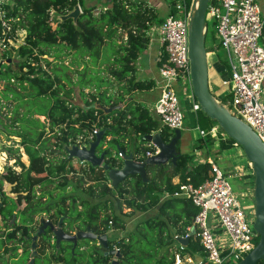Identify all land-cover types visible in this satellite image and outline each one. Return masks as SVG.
Wrapping results in <instances>:
<instances>
[{
  "label": "trees",
  "instance_id": "obj_1",
  "mask_svg": "<svg viewBox=\"0 0 264 264\" xmlns=\"http://www.w3.org/2000/svg\"><path fill=\"white\" fill-rule=\"evenodd\" d=\"M87 1L15 0L6 7L12 35L17 30H24L25 40L15 58L9 52L0 53V90L5 99L18 101L11 111L10 102L2 107L10 113L14 112L16 117L9 125L12 114L9 117V113L0 112V126L7 134L21 138L30 158V166L23 167L20 175L5 178L16 186L20 194H28L34 186H39L40 193L34 199L35 203H30L25 210L38 212L55 208L58 214L68 215L67 222L71 229L74 225L80 228L89 225L99 233H106L111 228L123 230L124 235L110 242V248L119 249V264H175L177 242L174 234L188 232L199 208L191 199L175 197L174 194L183 183L200 186L213 178L211 164L194 165L190 155L180 154L175 163L148 165L147 182L139 175L129 176L115 188L103 167H94L89 163L77 166L67 156L66 146L80 145L78 137L87 138L96 129L105 130L98 152H107L105 162L111 167L122 166V160L112 157L114 151L121 149L122 153L132 152L136 160L145 161L146 153L154 150L146 139L148 135L158 131L166 142L175 136L174 130L160 126L159 119L133 96L156 88L153 79H138L137 62L142 52L150 46V30L164 21L158 9L146 1L106 0L107 7L97 13L98 5L88 6ZM77 4L82 9L78 19L79 30L71 19L63 22L55 20V14H67ZM209 34L215 38V24L212 28L209 26ZM109 43L113 49L109 56H104ZM52 49H56L54 56L59 64L55 65L49 60L48 51ZM62 50L70 58L68 63L65 58L59 60ZM166 57L162 48L159 66ZM43 60L51 73L44 71ZM221 63L227 67L224 62ZM58 66L61 69H56ZM33 73L38 76H31ZM76 91L87 105H121L122 108L109 114L97 108L85 110L71 101ZM48 94L53 100L45 110H32L25 116L19 115L20 108L25 107L27 102L41 100ZM30 115L37 120L38 126L32 124L28 118ZM203 115L211 123L210 128L218 125L204 112ZM40 116L50 121L54 133L51 137L45 135V124L39 119ZM52 139L55 141L52 142ZM209 140L218 141L221 149L237 145L228 136L217 139L208 136ZM105 146L106 149H103ZM175 178L179 180L174 182ZM250 178L254 187L253 172ZM2 184L3 181L0 186ZM52 184L58 190H67L71 186L75 193L55 197L54 191L45 189ZM79 190L87 197L80 196ZM47 196L50 200L45 203L42 199ZM67 201L70 203L65 208ZM116 206L125 217L148 211H152L153 215L138 221L131 230L126 231V220L116 214ZM23 220L26 222L25 216ZM16 232L10 233L7 239L15 238ZM24 235L30 239L27 231ZM2 236L0 233V247L3 246ZM42 238L46 239L47 236L43 235ZM25 240L23 242H27ZM182 253L205 256L196 236L189 239ZM56 257L61 261L67 259L58 258L57 254ZM113 258L93 247L87 254V264H110ZM80 260L82 257L78 254L71 261L66 260V263L77 264ZM258 264H264V261Z\"/></svg>",
  "mask_w": 264,
  "mask_h": 264
},
{
  "label": "built area",
  "instance_id": "obj_2",
  "mask_svg": "<svg viewBox=\"0 0 264 264\" xmlns=\"http://www.w3.org/2000/svg\"><path fill=\"white\" fill-rule=\"evenodd\" d=\"M14 1L0 0V53L9 52L12 58L16 56L17 50L25 40L24 30H17L16 34L12 35L8 21L6 7ZM169 1V15L163 23L150 30L151 41L152 34L156 33L157 40L167 54L165 61L159 66L161 79L158 85L161 92L152 111L159 119L160 126L175 130L184 127L181 91L186 92L191 87L188 27L191 4L189 0ZM208 15L215 24L216 36L226 50L229 62L226 67L227 78L223 80V84L232 86V100L225 104L233 114L250 125L264 142V45L261 44L264 20L261 6L257 0H210ZM209 53L217 54L216 46L209 50ZM176 83L181 91L175 88ZM191 96H194L193 93ZM193 103L194 110L199 111L200 105L196 99ZM42 122L45 124V135L51 137L54 133L51 131L50 121L43 116ZM98 133L96 129L87 138L79 136L78 146H89ZM200 133L203 137L227 136L219 125H214L209 130L200 129ZM2 136L0 133V177L3 178L6 172L18 174L23 167L28 168L30 158L19 136L10 135L8 139H3ZM54 141L52 139V142ZM151 145L154 150L148 151L146 158L160 150L156 145ZM105 148L106 146L103 147ZM112 157L121 159L123 153L115 152ZM209 163L213 178L200 186L183 183L174 194L175 197L191 199L199 208L188 232L183 235L174 234L177 242L174 249L175 264H229L233 259L240 261L244 258L258 242H254V236H259L253 227L254 207L244 203L231 181L240 174L226 172L212 160ZM85 164V161H80V165ZM193 227L196 228V234L191 236ZM221 232L226 233L229 238L226 246H219L214 236V233ZM195 236L202 245L205 256L198 253H182L187 245L182 244L180 240Z\"/></svg>",
  "mask_w": 264,
  "mask_h": 264
},
{
  "label": "water",
  "instance_id": "obj_3",
  "mask_svg": "<svg viewBox=\"0 0 264 264\" xmlns=\"http://www.w3.org/2000/svg\"><path fill=\"white\" fill-rule=\"evenodd\" d=\"M210 0H192L190 14L188 18L189 27V58H190V82L192 93L200 105V109L212 120H215L227 136L234 139L237 145L243 148L244 154L251 164L254 174V191H253V207H254V223L253 227L259 234V240L256 246L248 252L237 264H258L264 261V142L254 129L245 123L237 115L233 114L230 108L219 98H217L210 87V57L207 47V36L209 31V23L207 19V10ZM82 14V9L77 4L67 14H55V20L65 21L71 19L73 24L79 30L78 19ZM11 62V60H9ZM73 105L81 107L85 110L102 109L104 114H109L114 110H120L121 105L103 106L101 104L87 105L78 91L75 92V98L71 100ZM175 136L166 142L159 132L148 135L146 139L156 145L160 150L157 154L147 157L145 161L135 159L134 153H123L122 166L111 167L105 162L106 151L98 153V149L102 144L105 130L99 131L96 138L89 146L80 147L76 144L66 146L65 150L69 159L77 158L80 161L90 163L92 166L103 167L107 173L113 187H117L129 176L139 175L144 182L148 181L147 166L148 165H164L168 162L175 163L180 155L178 143L182 137V130L175 129ZM121 151V149H119ZM12 186L7 187L6 194L12 198ZM0 196L4 199V195L0 190ZM210 197H207L209 199ZM1 204V202H0ZM62 221L59 222L58 229L54 230L57 238V244L62 241H77L78 239H95L99 238L107 247V235L98 237L88 228L86 231H78L76 234H67L62 229ZM51 224H44L38 234H42L44 229ZM196 234V228L193 227L190 235ZM37 236L34 238V241ZM184 245H188L189 239L180 240ZM33 256L36 255L35 244L33 245ZM111 255L119 257V252L113 250ZM111 264H119L118 259H114Z\"/></svg>",
  "mask_w": 264,
  "mask_h": 264
},
{
  "label": "flooded vegetation",
  "instance_id": "obj_4",
  "mask_svg": "<svg viewBox=\"0 0 264 264\" xmlns=\"http://www.w3.org/2000/svg\"><path fill=\"white\" fill-rule=\"evenodd\" d=\"M23 169L17 173L6 172L3 178L0 179V182L3 181L2 186H0V190L4 195V199L0 196V233L2 236V244L0 247V264H67L66 262L71 261L73 256L80 255L82 260L77 264H87V254L90 248L96 247L101 251H105L106 254H110L111 251L116 250L119 252L117 247L110 248V242L118 239L112 232H114V228H111L106 233H99L95 228L87 225L85 228H80L74 225V228L71 229L68 226L67 216L66 214H58L57 209H51L50 211H38L34 212L33 210H25L30 203H35L34 199L39 196V194L34 191H37L39 186H34L28 195L20 194L17 191L15 185L8 182L6 180V176L8 175H20ZM12 186L11 194H14L15 197L12 198L7 196L6 190L7 187ZM71 188V186H69ZM40 193V192H39ZM29 197V200L26 204L21 202L20 198ZM50 200L49 196L42 199L43 202H48ZM70 201H67L65 208H68L67 205ZM23 216H25L26 222L23 220ZM62 221V229L67 233L74 235L78 231H86L90 228V231L97 235L98 237L107 235V247L104 246V243L99 240V238L95 239H78L77 241H62L59 245L57 244V238L54 234V230L58 229L59 222ZM44 224H51L54 229L48 225L42 234H38L39 230ZM112 225V223H111ZM18 227H21L18 229ZM19 230V231H18ZM13 231L16 232L15 238L11 240L7 239L10 236V233ZM27 231L29 233L30 239H28L24 233ZM46 235L47 238L43 239L42 236ZM114 235V236H113ZM37 236V239L34 241V238ZM122 236V235H120ZM26 239V240H25ZM23 240L27 242H23ZM35 244L36 255L33 256L34 250L33 245ZM17 247V250H15ZM56 247V248H55ZM56 254L58 258L63 257L66 260H57ZM114 259H118L116 255H111ZM110 262V264H111Z\"/></svg>",
  "mask_w": 264,
  "mask_h": 264
},
{
  "label": "rangeland",
  "instance_id": "obj_5",
  "mask_svg": "<svg viewBox=\"0 0 264 264\" xmlns=\"http://www.w3.org/2000/svg\"><path fill=\"white\" fill-rule=\"evenodd\" d=\"M133 1H146V2H149V3L151 2V0H133ZM165 1L166 0H160V2H162V6L159 8L160 9L159 12H160L161 15H164L165 14V7H164V4L166 3ZM153 3H154V1H153ZM86 4L88 6L94 5V4L95 5H98V9L96 10L97 13L100 12L101 9L107 7V5H108L106 0H88L86 2ZM159 6H160V4H159ZM207 19H208V23H209L210 28H212V26H214V23H213L212 18L208 15L207 16ZM155 26H157V25H155ZM208 33H209V31H208ZM157 38H158V35L156 33H153L152 34V41L151 42L153 43L155 40H157ZM261 44L263 45V39H261ZM215 46H216V52L218 54L219 59H221V62H224L226 65H228L229 62H228V58L226 56V50L222 46L220 39H218L217 36H215V38H214L212 35L209 34L207 36V47H208L209 50H211V49L215 48ZM112 49H113V47H111V45L109 43L108 46L106 47V49L104 50V52H105L104 53V56H109ZM144 52L145 51H143L142 54H141L142 55V58H143V56L145 54ZM48 53H49V60H50V62H52L53 64H55V63L56 64H59L58 60L54 56V54L56 53V49L49 50ZM59 53H60V57H61L59 60L60 61H63L64 58H65V60L67 59L65 62L68 63L70 58L68 57L67 52H65V51L62 50ZM14 57L15 56H13V58ZM41 64L44 65V71L45 72L51 73V70H50V72L48 71V68L49 67L46 65V61L45 60L41 61ZM56 69H61V67L58 66V67H56ZM140 72H141V67H139V71L137 73L138 76L141 77V78H143V77L150 78L151 77V76H147V75L146 76H142L140 74ZM69 74H72V73L69 72ZM35 75L38 76L37 73L31 74V76H35ZM175 88L178 91H181V90L178 89V83L175 84ZM224 88H225V90L226 89L228 90V87H225L224 86ZM28 92L30 93L31 91L28 90ZM23 93H24V91H23ZM29 93H28V95H29ZM231 93H232V86H229V90H228L227 94L224 95V98H225V100H223L224 103H228V101H231L232 100ZM28 95H26L27 98H31ZM191 95H192L191 87H189V89L186 92H182L181 91V103H182V106H183L184 117H185L184 118V127L182 128V134H184L183 135V140L186 142L185 144L187 145L189 143L188 149L191 148V144L194 143V142H196V140L199 137H201V138L203 137L201 135V133H200V129L209 130L210 129V125H211V123L209 122V120L203 115V112H201L202 110L201 111H195L194 110L193 100L195 98H194V96L192 97ZM74 98H75V96L73 95V99ZM134 98L138 100L139 99V93H136L134 95ZM52 100L53 99L51 98L50 94H48V95H45L44 98L41 99V100L32 101V103L27 102V104H26L25 107L23 106V107L20 108L19 115L23 114V116H25L26 113H30L29 111H32V110H37V111L45 110L50 105V103L52 102ZM8 103H9V110L11 111V109L14 108V106H16L18 104V101H16V100L9 101V100L5 99L4 98V93L0 90V109H1L0 112H3V114H6V112L9 113V117H11V114H12V118L8 120V124L11 125L13 119L16 117L15 116V113L14 112L13 113H10V112H8V109H2L1 108V105L4 107ZM31 116L32 115H30L29 117L27 116V117L30 120H32V124L33 125L38 126L37 120L34 119ZM42 118H43V116H40V118H39L41 120V122H42ZM1 127L2 126H0V128ZM15 128L16 127L14 126L13 129H15ZM1 130H0V133L3 135L2 136L3 139L4 138L8 139L10 135L6 134V131H4L3 128H1ZM215 139H217V138H215ZM206 140H208V139H206ZM0 148H2V145L1 144H0ZM239 148L240 149L231 148V149H228V150H225V151L228 152V153L230 152V154L232 153V157H233V159L236 160V163H238L241 166H245L249 161H248V159H247V157L245 155H243V157H241V156L238 155V153H239L238 150H241L242 153H244L243 148L241 146ZM71 160H72V162L75 165H77V166L80 165V160H78L77 158H72ZM119 161H121V159ZM87 163L88 162H86V164ZM0 178H2V177H0ZM231 181H232V183L234 185L235 191L239 195H240V193H239L240 191H243V189H247V187L243 185V180L240 181L237 178H232ZM236 181L238 182L237 184H236ZM237 185H238V187H237ZM249 187H250V190H248L247 193L251 197V201H253V191H254V187H252L251 182L248 185V188ZM43 189L44 188L42 187L41 191H43ZM45 189L48 192L49 191H52V192L54 191V195H56L55 197H60L61 195H71V194H74L75 193L74 192L75 189H71L69 187H67V190H64V189H59L58 190V189L55 188V184L49 185ZM39 190L40 189L38 187L37 188V191L35 190L34 193H36V192L39 193ZM78 194L80 196H82V197H87V195L84 192L82 193L81 190L78 191ZM26 195H28V194H26ZM242 198H243V196H242ZM20 199H21V202L23 204H26L28 202V200H29V197L20 198ZM245 199H247V198H245ZM95 200H97V199H95ZM242 200H244V199H242ZM248 206L252 208L253 202H250L248 204ZM115 211H116V214L121 215V212H120V210L118 209L117 206H116ZM152 215H153V212L152 211H148V212H140V213H137V214H135L134 216H131V217H125V216H122V215L121 216L126 220V226H127V230L126 231H129V230H131L134 227V225L138 221L143 220V219H146V218H148L149 216H152ZM113 233H115L114 235L116 237H121L120 235H122L124 233V231L123 230H114V232H112V234ZM214 236H215L216 241H217V244L219 246H221V244L226 246V244L228 243V239L229 238H228V236H227L226 233H224V232H221L219 234L214 233ZM258 240H259V236L258 235H255L254 236V242H257ZM0 255H1V253H0ZM237 262H239V261L233 259V260H231V262L229 264H237Z\"/></svg>",
  "mask_w": 264,
  "mask_h": 264
},
{
  "label": "crops",
  "instance_id": "obj_6",
  "mask_svg": "<svg viewBox=\"0 0 264 264\" xmlns=\"http://www.w3.org/2000/svg\"><path fill=\"white\" fill-rule=\"evenodd\" d=\"M154 1V3H153ZM261 6L262 11V18L264 20V0H257ZM166 3L164 4L165 7V14L161 15L159 12V15L161 18L165 19L169 13H170V1L166 0ZM151 5L156 7L158 11L159 8L162 6V2L160 0H151ZM160 4V6H159ZM263 45H264V33H263ZM152 43V42H151ZM150 43V46L147 50H145V54L142 58H139L137 62V73L139 71V67H141L140 74L142 76H151L150 78H141L138 76V79H153L156 82V88L152 90L151 92H145V93H139V101L145 104L150 111L153 113V105L158 99L161 88L158 85V81H160L161 77L159 74V65L158 60L161 55L162 51V45L160 44L159 40H155L152 44ZM145 78V79H144ZM227 78V71L226 66L223 65V63L220 62L217 54H211L210 57V87L213 92V94L221 99L222 101L225 99L224 95L227 94L229 90V86H226L223 84V80ZM225 87H228V90H225ZM134 96V95H133ZM224 98V99H223ZM154 114V113H153ZM182 130V129H181ZM157 133V132H156ZM183 135L181 137V140L178 143V149L180 151V154H188L192 157V162L194 165L210 162V160L216 162L224 171L229 173H239L240 175L236 177L238 180H243V185L247 187V189H243V191H240V195L243 196V201L246 205H248L251 201V197L248 195L247 191L250 190V187L248 188L249 183L251 182V174H252V168L250 166V162H248L245 166H241L238 163H236V160L233 159L232 153L226 152L225 150L228 149H221L218 141L216 140H206L208 139L206 137H199L196 142L191 144V148L188 149L189 143L186 145L185 141L183 140ZM186 139V138H185ZM214 139V138H213ZM103 141V140H102ZM101 147V146H100ZM239 145L234 146L233 148H239ZM100 149V148H99ZM98 149V150H99ZM106 149V148H105ZM231 149V148H230ZM238 155L243 157L245 155L242 153L241 150H238ZM114 151L113 153H115ZM101 153V152H99ZM179 179L175 178L174 182H177ZM238 182L236 181V184ZM238 187V185H237ZM253 187V186H252ZM246 193V194H245ZM247 198V199H245ZM125 232L122 234L124 235Z\"/></svg>",
  "mask_w": 264,
  "mask_h": 264
}]
</instances>
